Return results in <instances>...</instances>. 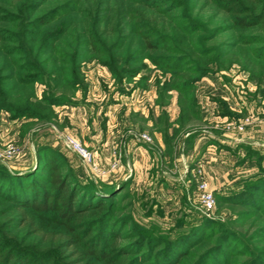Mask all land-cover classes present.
<instances>
[{
    "label": "rangeland",
    "instance_id": "374dc122",
    "mask_svg": "<svg viewBox=\"0 0 264 264\" xmlns=\"http://www.w3.org/2000/svg\"><path fill=\"white\" fill-rule=\"evenodd\" d=\"M61 1L47 0L37 14ZM92 1L87 4H95ZM129 4L139 6V0ZM182 5L169 13L183 25L191 24L193 31L186 34L172 25V42L153 51L143 49L129 20L117 24L116 6L108 4L111 22L97 30L103 43L99 52L80 48L75 87L69 65H62L61 76L54 72L32 88L18 85L8 92V101L27 95L40 108L34 106L35 116L19 117L0 109V140L20 148L12 163L0 162V166L13 175L38 169L41 177H48L40 167L55 156L57 173L70 180L104 189L113 185L112 210L121 222L111 225L120 233L111 245L130 247L153 232L174 236L191 225L208 223L212 227L206 238L185 262L196 261L221 242L231 245L224 256L227 264H264V215L251 206L222 201L264 170V58H255L251 51L264 53V30L246 32L259 34L261 41L229 48L235 32H212L227 23L226 14L213 12L202 1L182 0ZM69 21V31L92 23L90 17L84 22L80 14ZM56 27L52 23L45 29L54 33ZM120 30L124 33L118 34ZM122 34L126 35L123 47ZM64 39L72 43L71 32ZM155 55L175 58L171 66L176 63V68L155 64L150 58ZM133 70L137 72L131 76ZM51 94L67 101L48 108L42 99ZM68 137L89 153L90 160L67 146ZM202 182L215 197L209 216L201 208ZM5 210L8 213L1 215ZM14 213L0 199V224ZM127 219L130 222L124 225ZM90 221H95L93 231L104 225L102 219ZM7 237L24 248L33 238L21 227L10 230Z\"/></svg>",
    "mask_w": 264,
    "mask_h": 264
},
{
    "label": "trees",
    "instance_id": "16d2710c",
    "mask_svg": "<svg viewBox=\"0 0 264 264\" xmlns=\"http://www.w3.org/2000/svg\"><path fill=\"white\" fill-rule=\"evenodd\" d=\"M46 1L0 0V109L18 117L35 116L34 106L39 107V103L31 102L27 95L8 101V92H13L16 86L32 88L33 83L45 82L44 76L50 77L54 72L61 76L62 65L70 67L71 86L75 87L79 82L80 48L99 52L103 42L97 33L98 26L111 22L108 4L116 6L114 17L117 24L122 26L129 20L131 30L140 37L144 50L157 51L168 47L175 34L172 25L186 34L193 31L191 24L183 25L177 21V15L169 13L174 8H181L182 0H139L136 7L129 4L131 0H93L95 4L90 5L87 4L89 0H63L37 14ZM197 1L209 4L215 13L226 14L227 23L225 21L224 25L214 27L212 32H235L236 35L230 36L234 43L229 48L261 41L259 34L246 32L253 28L264 30V0ZM197 6L195 3L194 10ZM151 10L153 13H148ZM78 14L84 22L90 17L92 23L86 21V27H73L69 31V19ZM52 23L57 25L54 33L45 29ZM69 32L72 43L64 39ZM120 33L124 31L120 30ZM125 39L126 35L122 34L121 47ZM251 51L255 58H264L263 52L259 56L257 50ZM162 57L150 56L155 64L163 68H176V63L171 66L175 58ZM136 72L133 70L131 76ZM42 100L48 108L67 101L64 96L53 94L44 95ZM40 170L50 175L41 177L37 173L35 176V172L13 175L0 166V199L15 211L0 224V264H62L65 260V264H227V257L224 256L231 245H220L221 242L206 249L192 263L184 260L206 238L207 230L212 227L208 223L191 225L176 231L174 236L153 232L130 247L111 245L113 240L120 238V233L111 227L117 221L121 222L114 218L112 210L116 205L115 187L109 185L104 189L90 182L70 180L67 175L57 173L59 169L55 156L48 157ZM222 201L248 205L264 215V170L259 176L246 181L238 191L228 197L223 196ZM7 213L5 210L1 215ZM44 217H49V221H43ZM92 217L102 219L104 225H110V229L103 225L100 230L93 231L91 224L95 221H90ZM129 222L127 219L124 225ZM94 224H99V221ZM20 227L33 236L30 248L19 246L7 237L10 230Z\"/></svg>",
    "mask_w": 264,
    "mask_h": 264
},
{
    "label": "built area",
    "instance_id": "2783aa9c",
    "mask_svg": "<svg viewBox=\"0 0 264 264\" xmlns=\"http://www.w3.org/2000/svg\"><path fill=\"white\" fill-rule=\"evenodd\" d=\"M249 119H246V122ZM239 129H243V125H238ZM67 146L76 151L79 156L85 160H90V155L87 151L74 139L68 137L66 140ZM20 154V148L14 143H3L0 140V162L4 164H10ZM201 195L200 202L201 208L205 215L209 216L215 208V197L211 189H209L207 182L200 184Z\"/></svg>",
    "mask_w": 264,
    "mask_h": 264
}]
</instances>
